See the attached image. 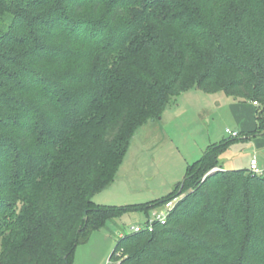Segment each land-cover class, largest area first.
Here are the masks:
<instances>
[{"label": "trees", "instance_id": "trees-1", "mask_svg": "<svg viewBox=\"0 0 264 264\" xmlns=\"http://www.w3.org/2000/svg\"><path fill=\"white\" fill-rule=\"evenodd\" d=\"M192 87L257 102L264 132V0H0V264H73L122 211L95 193ZM232 140L156 203L180 197L164 223L122 233L111 258L264 264V173L220 164Z\"/></svg>", "mask_w": 264, "mask_h": 264}, {"label": "rangeland", "instance_id": "rangeland-1", "mask_svg": "<svg viewBox=\"0 0 264 264\" xmlns=\"http://www.w3.org/2000/svg\"><path fill=\"white\" fill-rule=\"evenodd\" d=\"M258 114L253 101L223 91L183 90L160 119L139 129L112 184L93 196L96 205L122 211L91 230L77 246L73 264H119L111 256L121 234L166 214L165 202L156 203L171 196L210 145L233 139L220 155L225 168H250L255 152L263 166L264 156L257 153L264 145V132L256 131ZM227 128L239 136L233 137Z\"/></svg>", "mask_w": 264, "mask_h": 264}, {"label": "built area", "instance_id": "built-area-1", "mask_svg": "<svg viewBox=\"0 0 264 264\" xmlns=\"http://www.w3.org/2000/svg\"><path fill=\"white\" fill-rule=\"evenodd\" d=\"M254 103L257 104V102H254ZM226 131L228 133H230L233 137L239 136V133L237 131H232L230 128H227ZM250 170L252 173H256V174L263 173V170L259 166V162H258V159L256 157H254L251 160ZM179 198L180 197H177V198L165 203V206L168 208L166 214L163 213L162 215H158V217L155 220L147 222V224L144 226H134L133 231L139 232V231L144 230V229L149 230V231H153L154 230V222L159 221L160 223H164L167 220L168 212L170 211V209H172V207L178 201Z\"/></svg>", "mask_w": 264, "mask_h": 264}, {"label": "crops", "instance_id": "crops-1", "mask_svg": "<svg viewBox=\"0 0 264 264\" xmlns=\"http://www.w3.org/2000/svg\"><path fill=\"white\" fill-rule=\"evenodd\" d=\"M244 138H248V137H244ZM257 153H261V154L264 156V145H263V146H260V148H258ZM254 157L257 158V156H256V152H255L254 156L252 157V159H253ZM252 159H251V160H252ZM257 159H258V158H257ZM258 162H259V166L262 165V164H260V160H259V159H258ZM223 167H224V166H223ZM224 168H225V167H224ZM225 169H229V168H225ZM231 169H232V168H231ZM261 169L263 170V173H264V164H263V166H261Z\"/></svg>", "mask_w": 264, "mask_h": 264}]
</instances>
